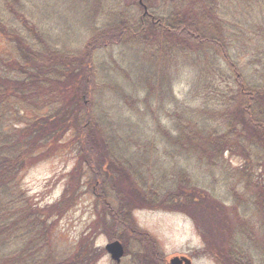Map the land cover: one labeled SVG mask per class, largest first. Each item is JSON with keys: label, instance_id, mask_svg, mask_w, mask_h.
<instances>
[{"label": "trees", "instance_id": "trees-1", "mask_svg": "<svg viewBox=\"0 0 264 264\" xmlns=\"http://www.w3.org/2000/svg\"><path fill=\"white\" fill-rule=\"evenodd\" d=\"M23 1L0 0V37L8 44L0 53V264H97L101 257L90 234L65 248L53 240L50 216L72 204L67 191L40 207L21 186L36 155L66 135L91 151L86 173L98 183L96 227L123 244L137 237L130 264L161 261L134 209L181 212L197 230L202 203L209 222L225 223L226 250L211 253L217 264H262L254 253L264 254V244L255 247L249 227L251 211L264 216V0H169L174 9L147 10L156 19L151 26L116 1L124 20L100 26L78 62L44 35L42 24L53 23L48 11ZM100 3L92 0V9H104ZM92 12L85 18L93 20ZM123 40L144 47L152 40L144 59L160 73L151 79L145 67L142 81L126 76L127 92L113 85L121 106L94 110L82 100L95 75L92 53ZM177 63L183 75L188 67L196 73L189 90L174 94L170 69ZM115 180L131 188L121 194L108 185Z\"/></svg>", "mask_w": 264, "mask_h": 264}, {"label": "rangeland", "instance_id": "rangeland-1", "mask_svg": "<svg viewBox=\"0 0 264 264\" xmlns=\"http://www.w3.org/2000/svg\"><path fill=\"white\" fill-rule=\"evenodd\" d=\"M31 1L34 6L40 4L41 10L43 8L47 10L48 15L53 20L50 26L48 23L42 24L45 27L44 35L54 39L55 43L58 42L60 49H65L72 53L77 62L79 59L78 54L84 50L86 43L90 42L91 37L98 36L96 30L100 26L111 25L124 20V15L120 17L121 14H119L121 10L117 9L118 13L115 11L116 1H122V6L124 7L125 5V9L129 13L135 14L136 18L144 20L147 26L153 25L156 20L151 18V16L145 17L146 13L139 0H101L99 6L104 9L97 7L92 9V0ZM142 1L146 7L147 4L150 5L147 9L149 11L155 10L159 12L165 7V10L174 9V6L170 5L169 0ZM23 3L26 4L24 1ZM26 5L31 7L28 4ZM118 7L119 5L117 4ZM91 12L93 20L85 18L86 15L91 16ZM147 31L149 32V30ZM126 43L128 41L123 40L119 44H108L95 49L92 53V56L95 57V69L92 68V72L94 70L95 75L89 82V97H82V100L84 104H86L87 100V103L89 102L88 104L94 110L101 111L110 107L118 108L121 106V101L117 97V91L113 89V85H123L122 90L127 92L126 76H130L132 81H142L145 75L143 74L142 76L141 73H144L143 69L145 67L148 68L146 71L150 73L151 79H155L156 73H160L157 69L158 66L148 63L144 59L143 48L151 49L152 47L147 44L153 45L152 40L148 41L145 47L142 46L144 43L141 42H134L133 45L132 41L129 42L130 44ZM6 49H8V44L0 37V53L4 54ZM151 56L153 57V54ZM246 59L248 57L242 58L241 62L245 63ZM170 70L172 73L171 93L178 94L182 90L185 93L191 88L193 77L190 73L196 72L188 67V71H185V75H183L181 68H178V63L177 67L174 64V68ZM176 73H179V75L177 76ZM187 79L188 85L185 84ZM191 96H188V100ZM192 103H195V101ZM68 132L72 134L73 130ZM92 139L98 140L97 137ZM155 143L157 146L160 145L157 140ZM89 152L91 153V151ZM90 153L88 151L82 152L79 140L76 139L74 141L69 135H66L56 148L49 150V153H38L36 155V163L28 167L20 182L28 196L31 197V201L37 203L40 207L54 204L59 200L64 190L67 191L69 198L72 197V204L63 207L62 214H58V217L56 215L50 216V219L53 218L52 222L55 223L53 240L57 241L60 247L65 248L74 245L81 235L90 234L95 246L102 249L101 257L97 260V264H112L115 262L105 251V245L112 240L110 232L102 228V226L96 227L97 224L95 222V203L98 202L95 195V186L98 183L95 181L94 176L86 173L87 163L93 160L89 157ZM138 159L132 160V162L136 163ZM227 159L228 161L230 160L229 158ZM229 162L234 166L238 163V160L232 158ZM165 164L170 166L169 161H165ZM190 165L196 166L194 163H190ZM196 168L197 171L193 169L192 175L199 172L198 166ZM200 173L204 175L207 182L204 181L210 183V174L203 170H200ZM199 176L203 178L201 175ZM223 180L224 177L221 181L225 184ZM112 182L108 183L109 187L120 191L121 194L126 192V188H131L128 181L120 183L115 180V182ZM248 203L250 204V201L246 202V205ZM201 207L203 208L198 209L199 215L195 212L197 230L193 221L181 212L152 209H134L132 211L136 226L148 231L156 239L157 244L155 247L161 259L159 264H168L170 258L174 256H184L190 260V264H217L216 257L212 256L213 254L211 253H213L212 250L221 252V249H225V223L221 219L215 220L213 216H210L209 222L208 216L211 214L206 210L205 203H202ZM250 220L252 228L249 227V232L254 235V245L259 250V247L264 244V216L251 211ZM124 238H126V235ZM120 242L122 243V241ZM132 242L137 243V237L133 238L132 241L125 239L124 244L122 243L124 247V256L122 258L124 264L131 263V253L134 250L131 246ZM215 252L214 254H216ZM220 254L222 255V252ZM254 254L258 258L257 261L260 260L263 264L264 254L261 252Z\"/></svg>", "mask_w": 264, "mask_h": 264}, {"label": "water", "instance_id": "water-1", "mask_svg": "<svg viewBox=\"0 0 264 264\" xmlns=\"http://www.w3.org/2000/svg\"><path fill=\"white\" fill-rule=\"evenodd\" d=\"M140 5L143 7L144 12L147 13V7L142 0H139ZM105 250L109 254L110 258L119 263L124 255V247L119 240H113L105 245ZM168 264H190V260L184 256H174L170 258Z\"/></svg>", "mask_w": 264, "mask_h": 264}]
</instances>
